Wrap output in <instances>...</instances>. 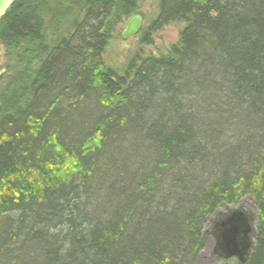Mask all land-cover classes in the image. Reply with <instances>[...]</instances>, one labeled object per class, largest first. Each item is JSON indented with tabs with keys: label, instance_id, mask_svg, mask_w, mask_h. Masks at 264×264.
<instances>
[{
	"label": "trees",
	"instance_id": "obj_1",
	"mask_svg": "<svg viewBox=\"0 0 264 264\" xmlns=\"http://www.w3.org/2000/svg\"><path fill=\"white\" fill-rule=\"evenodd\" d=\"M144 2L15 0L0 19V264H194L245 195L244 264H264V0H159L143 38L183 23L177 41L119 72L105 48Z\"/></svg>",
	"mask_w": 264,
	"mask_h": 264
},
{
	"label": "rangeland",
	"instance_id": "obj_2",
	"mask_svg": "<svg viewBox=\"0 0 264 264\" xmlns=\"http://www.w3.org/2000/svg\"><path fill=\"white\" fill-rule=\"evenodd\" d=\"M159 0H145L142 7L139 9V13L143 16V26L139 34L133 36L129 40H122L120 33L125 27L128 19H124L116 27V31L112 36V39L109 41L107 47L105 48L103 59L107 66L113 67L119 72H123L127 67L128 63L132 58L137 56H149L151 54H158L164 52L170 44L175 43L178 39L179 31L183 28V23H170L164 26L161 30L152 32L149 34L148 38H143L146 32L144 28L147 27L150 21L157 14V4ZM142 39H147L142 41ZM150 41L148 43L147 41ZM6 69V61L0 56V76ZM243 205L247 210H250L253 214L256 213V207L252 198L248 195L240 198L237 203H234V206L237 207L238 204ZM225 205H222L218 208L222 212H227ZM230 205V204H229ZM215 216V212L212 213L206 222L204 227V240L205 246L202 252L197 257L194 264H219L217 257L213 252V246L215 238L213 235V228L211 227V219ZM254 231L256 227V220H254L253 226ZM255 238H252L254 241Z\"/></svg>",
	"mask_w": 264,
	"mask_h": 264
},
{
	"label": "water",
	"instance_id": "obj_3",
	"mask_svg": "<svg viewBox=\"0 0 264 264\" xmlns=\"http://www.w3.org/2000/svg\"><path fill=\"white\" fill-rule=\"evenodd\" d=\"M15 0H0V19L4 16L9 7ZM142 28V16L135 14L129 18L125 27L121 31L122 40H128L138 34ZM2 50L0 47V56ZM227 212L216 209L215 216L211 219V227L215 238L213 252L216 254L217 261L228 258H235L241 264L247 262L253 248L254 241L249 243L250 223L256 220V213L249 221L247 209L240 203L235 206H225ZM213 212V213H214ZM203 230V236H204ZM255 235L256 232L254 231Z\"/></svg>",
	"mask_w": 264,
	"mask_h": 264
},
{
	"label": "flooded vegetation",
	"instance_id": "obj_4",
	"mask_svg": "<svg viewBox=\"0 0 264 264\" xmlns=\"http://www.w3.org/2000/svg\"><path fill=\"white\" fill-rule=\"evenodd\" d=\"M247 214H248L249 221L252 220L253 217H254L253 213L250 210H247ZM253 223H254V220L252 221V223H250L251 230H250V233H249V243L251 242L252 238L253 237L255 238V236H256L255 233H254V228L252 227Z\"/></svg>",
	"mask_w": 264,
	"mask_h": 264
},
{
	"label": "bare ground",
	"instance_id": "obj_5",
	"mask_svg": "<svg viewBox=\"0 0 264 264\" xmlns=\"http://www.w3.org/2000/svg\"><path fill=\"white\" fill-rule=\"evenodd\" d=\"M137 14V13H136ZM135 15V14H134ZM139 15H141V14H139ZM133 16V15H132ZM131 16V17H132ZM142 16V15H141ZM129 20V19H128ZM142 26H143V16H142ZM142 29V28H141ZM141 29H140V31H141ZM123 30V29H122ZM140 31H139V33H140ZM138 33V34H139ZM121 34V33H120ZM137 35V34H136ZM135 36V35H134ZM132 38V37H131ZM129 40V39H128ZM126 41V40H125ZM1 47V46H0ZM2 50V49H1ZM230 206H234V205H230ZM236 207V206H235ZM214 247V246H213ZM216 255V254H215ZM226 260V259H225Z\"/></svg>",
	"mask_w": 264,
	"mask_h": 264
}]
</instances>
